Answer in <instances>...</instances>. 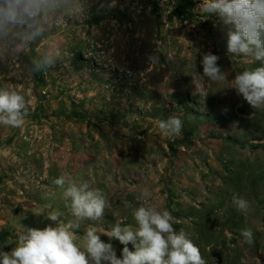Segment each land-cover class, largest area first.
<instances>
[{"label": "rangeland", "instance_id": "obj_1", "mask_svg": "<svg viewBox=\"0 0 264 264\" xmlns=\"http://www.w3.org/2000/svg\"><path fill=\"white\" fill-rule=\"evenodd\" d=\"M200 2L38 0L34 14L0 23V89L28 107L24 125H0V250L26 228L55 226L52 212L73 219L54 183L64 176L107 201L102 220L82 223L80 246L90 226L135 229L133 210L146 205L169 210L206 264H264V110L232 89L235 75L261 64L227 53L226 30ZM207 52L225 80L203 76ZM171 115L183 121L180 136L159 130ZM101 239L121 257L124 245Z\"/></svg>", "mask_w": 264, "mask_h": 264}, {"label": "clouds", "instance_id": "obj_2", "mask_svg": "<svg viewBox=\"0 0 264 264\" xmlns=\"http://www.w3.org/2000/svg\"><path fill=\"white\" fill-rule=\"evenodd\" d=\"M37 4L38 0H4L5 6L0 7V23H16L23 16L34 14ZM197 7L201 13L217 17L226 30L228 54L260 62L261 66L235 75L232 89L253 109L264 110V0H201ZM148 59L156 62L158 57L149 56ZM219 59L212 52L202 57L203 76L210 81L227 78L218 64ZM27 117L24 96L15 90L0 89V125L19 128L26 123ZM158 127L165 136H180L183 121L171 115L161 120ZM54 183L64 189L65 206L73 219L65 222L61 219L62 213L55 211L47 216L55 226L26 228L15 240H6L5 245L15 243V247L10 252L0 250V264H206L199 247L187 234L183 230L176 232L172 213L155 206L142 205L133 210L135 229L117 223L110 232L98 233L96 227H88L82 237L83 245H78L76 234L82 223L102 220L107 201L87 182L77 184L61 176ZM150 195L147 189L142 192L143 198ZM232 203L242 213L251 206L238 193H233ZM101 234L124 245L121 257L111 243L101 239ZM241 235L245 242L252 243L251 229H242ZM129 244L134 250L129 249Z\"/></svg>", "mask_w": 264, "mask_h": 264}]
</instances>
